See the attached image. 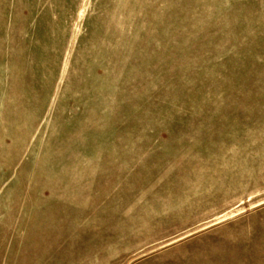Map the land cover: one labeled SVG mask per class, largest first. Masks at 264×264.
Returning <instances> with one entry per match:
<instances>
[{"label":"rangeland","instance_id":"374dc122","mask_svg":"<svg viewBox=\"0 0 264 264\" xmlns=\"http://www.w3.org/2000/svg\"><path fill=\"white\" fill-rule=\"evenodd\" d=\"M0 264H264V0H0Z\"/></svg>","mask_w":264,"mask_h":264}]
</instances>
